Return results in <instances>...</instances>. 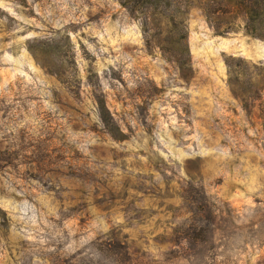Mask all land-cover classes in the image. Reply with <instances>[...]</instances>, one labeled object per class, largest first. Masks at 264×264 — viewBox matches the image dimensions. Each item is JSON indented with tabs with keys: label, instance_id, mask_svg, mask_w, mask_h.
I'll return each instance as SVG.
<instances>
[{
	"label": "rangeland",
	"instance_id": "374dc122",
	"mask_svg": "<svg viewBox=\"0 0 264 264\" xmlns=\"http://www.w3.org/2000/svg\"><path fill=\"white\" fill-rule=\"evenodd\" d=\"M124 1L0 0V264H264V40Z\"/></svg>",
	"mask_w": 264,
	"mask_h": 264
},
{
	"label": "trees",
	"instance_id": "16d2710c",
	"mask_svg": "<svg viewBox=\"0 0 264 264\" xmlns=\"http://www.w3.org/2000/svg\"><path fill=\"white\" fill-rule=\"evenodd\" d=\"M135 1V0H133ZM132 0H125L121 5L125 7L129 13L133 15L134 8L130 6ZM147 9L152 10L153 14L159 15L158 12L168 11L174 15H170L169 22L177 19L182 9V0H140ZM193 5V0H189V9ZM202 12L208 24L213 28L216 34L222 35L228 33L232 28L234 21L238 15H242L245 21V32L253 37L264 40V35L258 31L264 29V0H205L201 6ZM155 18L145 16L141 18L143 27L149 22H153ZM225 20L224 24L220 21ZM177 55V54H176ZM188 56V53L186 54ZM232 60V59H231ZM172 61L179 63L180 59L172 58ZM190 61V60H189ZM229 66V62H226Z\"/></svg>",
	"mask_w": 264,
	"mask_h": 264
}]
</instances>
